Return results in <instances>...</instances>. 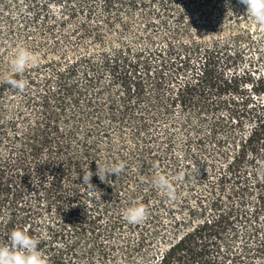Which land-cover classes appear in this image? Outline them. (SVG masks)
Here are the masks:
<instances>
[{"label":"trees","instance_id":"1","mask_svg":"<svg viewBox=\"0 0 264 264\" xmlns=\"http://www.w3.org/2000/svg\"><path fill=\"white\" fill-rule=\"evenodd\" d=\"M132 2L138 1L126 4ZM52 3L61 5L59 12L48 9ZM122 5L46 0L16 21L6 17V35L17 32L34 54L58 55L49 75L54 85L33 97L26 92L28 103L47 109L53 99L72 125L68 141L58 143L54 133L61 131L47 116L37 139L20 148L16 121L0 123V146L6 145L0 153V243L12 229H23L39 240L48 264H108L114 254L127 264H264V235L248 241L258 234L264 208V105L242 94L247 82L264 92V75L254 76L264 59V25L247 24L252 17L240 0H161L131 39L125 35L132 12L123 14ZM242 62L241 71L231 69ZM30 67L1 77L0 97L15 90L9 78L23 76L30 85ZM105 70L120 82L118 96L101 83ZM210 109L227 113L207 120ZM247 120V135L232 131ZM114 165L123 171L101 181L99 169ZM248 165L251 171L242 169ZM206 167L217 169L216 181L204 172L196 176ZM89 171L96 191L82 184ZM156 174L168 178L175 199L153 186ZM195 182L202 189L190 198L185 193ZM253 188L255 202L249 199ZM131 203L146 210L139 223L121 215ZM51 210L58 221L39 225ZM157 235L155 256L139 261ZM83 239L87 243L79 245Z\"/></svg>","mask_w":264,"mask_h":264},{"label":"rangeland","instance_id":"2","mask_svg":"<svg viewBox=\"0 0 264 264\" xmlns=\"http://www.w3.org/2000/svg\"><path fill=\"white\" fill-rule=\"evenodd\" d=\"M1 1L2 0H0V17H1L0 26H2L1 31L3 32L0 34L1 36L0 42H2L0 44V56L3 57V60H1L2 66L0 68L1 69L0 78L1 77L3 78V77L8 76L10 73L9 58L16 47L23 46L34 54L32 48H30L32 46L28 45L26 40L21 35H19L17 32L10 31V34L6 35L7 33L6 29L9 27L6 17H9L11 18V20L16 21L15 19H17L18 16L29 15L28 7H30L31 5L36 7L37 5L43 3L46 0H34L32 3L30 0H3L5 1V3H3L4 5H6L5 7L1 5ZM126 1L127 0H123V5L121 7L123 10L122 12H124L123 14H126L125 10H130V12L132 13L131 14L128 13V15L130 16L129 19L126 18V21L129 22L128 29H130V32L127 33L125 36L128 38L130 37L131 39H134L135 37L134 34L135 32L138 31L137 28L140 29L144 22L148 21L150 17L156 15L155 13H157L159 10L161 0H136L138 1L137 3L132 2V3H129V5L126 4ZM128 6H129V9L126 8ZM48 7H49L48 9L51 12L57 13L59 12L61 5H59L58 3H55V4L52 3ZM243 8L245 9L244 15L246 16L247 15L246 6L244 5ZM245 16L241 18L242 22L245 21ZM252 21H254L253 18H251L250 20H247V24L248 23L252 24ZM259 26L260 25L258 26L253 25L252 27L257 28ZM153 29H155V27H150L149 31H155ZM107 37H110V35ZM156 43L158 44V47H159L160 43L158 40H156ZM93 53H95V51H93ZM250 54H251V51H248L247 55H250ZM34 55L36 57L35 64L28 65V66H31L29 68L30 71L28 72V74L31 75V81H32L31 84L26 86L22 91L17 90V89L12 90L11 88H9L1 94L0 123L3 124L10 120L16 121L18 131L21 133L22 144H20L21 145L20 148H22V147H25V145H28L31 139L36 140L37 139L36 135H39L42 133L41 129H43L44 122L45 121L48 122L47 120V116H48L49 123L52 125L56 124L59 127V130L61 131L60 132L61 134H56V132L54 133L56 141L58 143L65 144L66 141H68L67 135L69 133V130L72 124H71V121L68 120L64 114H61L60 112H58V110L55 108L54 100L53 99L50 100L49 106H47V109L34 107L33 105L29 104L27 101L28 95L33 97L34 94L37 95L41 93L43 89H46V91L49 92L48 89H50L51 86L54 85V81L51 80L49 75H51L53 71L52 68H54V66L51 65V63L53 61H58V58H57L58 55L57 53H53V52H48V53L43 52V54L36 53ZM49 60L51 61L48 63L42 64L40 66L38 64L36 65V63L38 62L43 63ZM244 65H245V62H242V63L237 64L236 68H231V69H236L238 71H241ZM258 66H259V70H257L254 73L255 78L259 76V73L264 75V59L258 61ZM119 70L121 69L119 68ZM111 73L112 72H110L109 70H105L101 74L102 76L101 83L104 84L106 87H109L113 91V93H115L118 96V94L120 93V89H121L120 82L112 81ZM19 79L25 80L23 76H21ZM250 83L251 82H247L246 84L243 85L244 87L243 89L245 90L242 94L249 96L252 100L257 102V104L264 105V92L257 93L253 91ZM26 92H28V95H25ZM236 95H238L239 100H240V93ZM174 112H176L177 115H180V117H185V113L180 111L178 108H176ZM226 113L227 112L224 109H221L218 111L210 109L208 113H205L204 117L207 118V120H209L213 116H216V115L223 116ZM205 124L207 125L206 121H205ZM208 126H209V123H208ZM208 126L207 127L204 126L206 127L205 131L209 129ZM249 129H250V122L247 120V121H244V123L240 127H238L237 125L236 127L234 126L232 128V131L233 130L234 132L241 131L243 135H247L249 132ZM46 130L51 132V129L46 128ZM179 132H181V129L180 130L176 129V133L179 134ZM5 146L6 145L4 143L3 145L0 146V153H3ZM70 149L71 148H67L66 151H69ZM211 149H212V146L208 145V152H211ZM73 151H74V148L71 149V153H73ZM48 155L52 156L51 153H48ZM226 163L227 161H224L222 164H226ZM246 168L248 171H251V168L249 165L247 167L243 166L242 169L245 170ZM222 169H223V166H222ZM216 170L206 167V169L204 168V170L199 171L196 174V176L197 175L199 176L202 172H204L206 176H208V179L210 181H216L217 174H218L217 173L218 171ZM199 183L198 182H195V184L190 183V185H193L192 189L188 191V193H185V194L187 196H190V198L194 197L196 192L202 189V185H200ZM257 193H258L257 188L250 189L249 199L255 202ZM252 205L253 203H250L246 206V209L250 210V212H252L254 208V206ZM262 212H264V208L260 210L257 223H255L258 227V234L254 238L252 237L248 241H251V240L257 241L258 239H262L264 235V214ZM159 215H160V211H159ZM58 219H59L58 213L56 215V213L51 210L47 214L43 215V217L40 220L39 225H43V224L48 225L47 222H49L50 225H53V221L57 222ZM137 229L138 228H136L134 232L130 234L131 240H134L136 238ZM47 231L48 229H46L45 227L43 233L46 234ZM159 238H160V235H157L156 238L149 245H147L145 249L142 251V253L137 255L136 258L139 259V261L141 262L149 261V258L150 260H152V255L155 256V254H153V251L157 249V245H158L156 241ZM237 241L238 242L236 244L240 245L241 244L240 238H238ZM85 243H87V240L83 239L79 242V245H83ZM110 259H111L110 262H107L108 264H127V262L125 263V261H123L122 258L119 257V255L114 254L113 256H111ZM227 264H231V263L227 262Z\"/></svg>","mask_w":264,"mask_h":264},{"label":"clouds","instance_id":"3","mask_svg":"<svg viewBox=\"0 0 264 264\" xmlns=\"http://www.w3.org/2000/svg\"><path fill=\"white\" fill-rule=\"evenodd\" d=\"M246 6V14L250 15L258 25H264V0H240ZM35 55L23 46L14 49L9 58L11 77L24 72L29 64H35ZM6 82L14 89L22 91L27 86L24 79L9 78ZM97 175L101 181H106V174L116 175L123 171V165L105 166L99 169ZM92 172L82 177V184L96 191L90 183ZM153 186L169 199H175V191L165 175L156 174L152 178ZM98 192V191H97ZM146 214L145 208L139 203H131L122 209L121 215L130 224L141 222ZM39 240L30 236L26 231L14 228L8 233L7 242L0 243V264H48L44 253L38 247Z\"/></svg>","mask_w":264,"mask_h":264}]
</instances>
